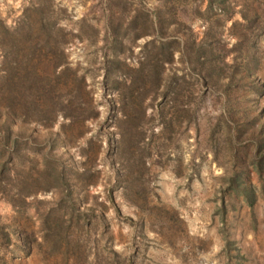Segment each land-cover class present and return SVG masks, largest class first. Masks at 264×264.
<instances>
[{"label": "rangeland", "instance_id": "rangeland-1", "mask_svg": "<svg viewBox=\"0 0 264 264\" xmlns=\"http://www.w3.org/2000/svg\"><path fill=\"white\" fill-rule=\"evenodd\" d=\"M210 1L0 0V97L68 112L0 122V264H264V0Z\"/></svg>", "mask_w": 264, "mask_h": 264}, {"label": "trees", "instance_id": "trees-1", "mask_svg": "<svg viewBox=\"0 0 264 264\" xmlns=\"http://www.w3.org/2000/svg\"><path fill=\"white\" fill-rule=\"evenodd\" d=\"M223 1L224 0H214V2L217 3L218 6L223 7L222 9H224L225 6H223L222 4ZM210 4H212L211 1L206 0V6L209 7ZM155 17L156 19H158L157 14H155ZM48 23L49 25H51L53 22H48ZM21 25L25 26V22L23 19L21 21H18L17 24L13 26H9L0 17V78H1V84L7 88L6 90H9L8 87H10L11 84H15L18 87V90H21L20 88L23 84L24 77H23V74L19 72H14L15 69L17 70V66L15 65H18V63H15L13 66H9V62H10L9 52L2 47V37L10 36L13 30L17 29ZM55 31L59 35V43H60V45L58 46L59 60L56 63H54L52 66V70L56 71L55 76L58 77L57 82L59 83L61 82L64 86H66V84L70 81V79H72L77 82L78 86L84 89L86 85L84 75L75 74L73 72V69L67 64V61L65 59V54L61 48V43L65 41L67 32L65 31L64 28L59 27V26L55 27ZM183 42L184 40L182 41L181 46L182 44L184 45ZM181 46L173 44V46H170L169 54L171 55L174 50L180 51ZM41 78L45 79V81L48 80L46 77H41ZM39 81H40L39 78L38 79L32 78L30 83L37 86ZM0 98L2 99L3 102L9 103V104L13 102H16V103L18 102L20 106L22 105V103L26 101L22 95L19 94L18 97L16 98L13 94H10L9 92H3ZM23 109L24 107L22 108L21 106V108L19 107L16 110H12L9 106H6L5 109L2 111L3 118L0 119V122L2 124V129H3L2 137L4 141H9L8 140V138L10 137L9 121L12 119V117L17 116L21 121L29 120V119H32L35 121H42V119L44 118L48 120L52 119L55 113L59 112L63 118H68V112H66L60 107L50 108L44 111V116L40 114L41 110L39 109L34 110L31 116ZM122 115L124 116V113ZM121 136L122 134L121 132H119V138H121ZM10 142L12 143L13 140H11ZM59 178H60V175H59Z\"/></svg>", "mask_w": 264, "mask_h": 264}]
</instances>
